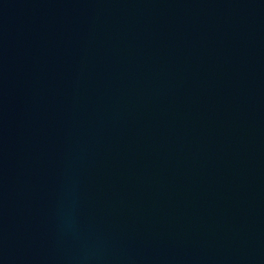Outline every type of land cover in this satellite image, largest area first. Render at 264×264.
<instances>
[{
  "label": "water",
  "instance_id": "1",
  "mask_svg": "<svg viewBox=\"0 0 264 264\" xmlns=\"http://www.w3.org/2000/svg\"><path fill=\"white\" fill-rule=\"evenodd\" d=\"M0 264H264V0H0Z\"/></svg>",
  "mask_w": 264,
  "mask_h": 264
}]
</instances>
